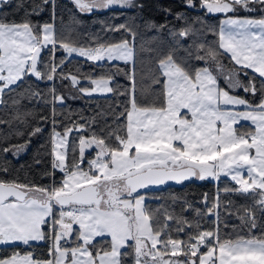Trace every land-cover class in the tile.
I'll return each instance as SVG.
<instances>
[{
    "label": "snow or ice",
    "instance_id": "6c2138e0",
    "mask_svg": "<svg viewBox=\"0 0 264 264\" xmlns=\"http://www.w3.org/2000/svg\"><path fill=\"white\" fill-rule=\"evenodd\" d=\"M0 264H264V0H0Z\"/></svg>",
    "mask_w": 264,
    "mask_h": 264
},
{
    "label": "trees",
    "instance_id": "16d2710c",
    "mask_svg": "<svg viewBox=\"0 0 264 264\" xmlns=\"http://www.w3.org/2000/svg\"><path fill=\"white\" fill-rule=\"evenodd\" d=\"M60 2L63 4L66 2V0H60ZM151 14H155L152 9L147 10ZM76 59H81V58H76ZM76 63V60H73V64ZM43 87V85H41ZM61 91H65V89L61 88ZM99 103L100 105H104L105 101L96 98L92 101L88 100H69L68 101V106L76 112H79L81 110H85V114H91V111L93 108H95L96 104ZM245 124H248V122H243ZM47 137V131L45 132V136L34 141L30 149L28 150L27 154L23 155L18 161H13L14 164L19 166L20 164L24 165H29L33 163V156L35 155L37 148L39 147L40 144L45 142V139ZM43 151V150H42ZM49 167L48 163V157H44V161L40 165H34L32 169L30 170V176L29 178H35L37 181L40 180L39 173L43 171L44 168ZM25 173H21V176H23ZM225 182H228L227 179ZM214 191L213 184L210 182H194V183H188L186 182L185 185H173L171 187H168L164 190V192L161 193V195L167 196L170 193H175L178 195L186 196L190 201L193 202H198L202 196L203 193L205 192H212ZM209 225H205V227H208ZM39 251V249H37Z\"/></svg>",
    "mask_w": 264,
    "mask_h": 264
},
{
    "label": "crops",
    "instance_id": "0c3cea01",
    "mask_svg": "<svg viewBox=\"0 0 264 264\" xmlns=\"http://www.w3.org/2000/svg\"><path fill=\"white\" fill-rule=\"evenodd\" d=\"M249 123V122H248Z\"/></svg>",
    "mask_w": 264,
    "mask_h": 264
}]
</instances>
